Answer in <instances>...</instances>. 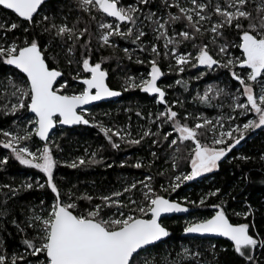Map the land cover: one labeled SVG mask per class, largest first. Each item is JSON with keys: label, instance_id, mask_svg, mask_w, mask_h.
I'll return each mask as SVG.
<instances>
[{"label": "snow or ice", "instance_id": "1", "mask_svg": "<svg viewBox=\"0 0 264 264\" xmlns=\"http://www.w3.org/2000/svg\"><path fill=\"white\" fill-rule=\"evenodd\" d=\"M0 8L19 21L0 20V116L14 118L8 128L0 127V149L7 150L0 156V173L14 160L42 174L18 186L0 182V264H216L213 237L231 243L237 264H264V234L256 230L251 205L245 212H234L246 222L234 223L223 201L210 206V216L194 217L183 227L184 234L209 240L205 251L213 261L201 259L202 245L195 251L183 247L175 256L154 251L170 236L162 217L203 208L220 189L198 202L178 201L170 194L219 170L250 133L264 131V0H0ZM108 50L110 55L101 54ZM113 60L120 69L123 60L147 65L149 70L139 77L125 73L122 88L139 89L162 106L147 116L135 113L154 125V131L149 127L133 136L130 124L120 128L89 119L85 106L122 94L108 83L104 65ZM165 60L177 75L196 69L198 81L212 72H226L237 83L235 91L208 85L193 100L222 110L223 97L230 111L210 119L189 112L183 100L169 101L168 89L180 85L187 91L189 81L161 84ZM58 125L96 127L117 150L149 139L153 159L147 167L166 153L164 162L171 170L167 185L157 191L148 174L95 195L80 192L76 185L62 190L55 174L60 166L57 153L63 148L50 135ZM99 154V149H85L83 156L64 166L78 169L102 163L96 158ZM250 159L233 155L228 162ZM126 166L146 165L137 158L134 164H120ZM33 189L49 191L51 200L41 199L19 213L9 207L22 191ZM9 224L19 236V246L11 252L4 237Z\"/></svg>", "mask_w": 264, "mask_h": 264}, {"label": "trees", "instance_id": "2", "mask_svg": "<svg viewBox=\"0 0 264 264\" xmlns=\"http://www.w3.org/2000/svg\"><path fill=\"white\" fill-rule=\"evenodd\" d=\"M6 19L19 22L18 18L10 10L0 8V20ZM101 54L108 56L111 53L108 50ZM99 55L94 57V59H99ZM141 58L143 59L144 57L141 56ZM122 63L124 65L123 69L116 67L115 60L104 65L109 70V86L112 89L120 90L122 92L121 96L117 99L90 107L89 113L91 115L89 119L95 117V122H103L106 126L116 125L120 128L130 124L133 136L141 129L146 130L149 127L154 131V125H151L147 119H139L135 113L141 111L147 116L149 112L161 110L162 106L157 104L151 95L143 93L139 89L124 91L122 88L125 73L139 77L141 73H146L149 69L146 64L140 65L128 62L127 60H123ZM161 67L162 71L166 73L160 81L161 84H174L176 79L189 81L187 91L180 85H175L173 88L168 89L167 99L169 101L175 99L183 100L189 112H196L198 115L202 114L208 118H215L221 113L226 115L230 111L227 107L229 100L223 97H221V101L225 107L222 110L220 108H207L193 100L197 91L202 94L208 85H218L220 88L227 86L231 91H235L237 83L230 81V77L223 70L209 73L204 79L198 81L195 79L196 69L177 75L175 72H170L167 60L163 61ZM2 95L3 91L0 90V96ZM11 119L14 118L0 116V127L8 128ZM240 119L244 118L241 117ZM165 128L166 130H171L168 126H165ZM52 137L63 148V152L57 153L60 166L57 168L55 174L56 180L62 190L76 185L80 192L88 191L95 195L99 192H108L114 188L120 189L125 181L142 179L148 174L154 177L153 187L157 191H159L160 185H167L171 170L169 164L164 162L166 153L161 152V160L156 161L155 165L151 168L147 167L153 159L150 155L149 145L151 141L149 139H146L140 146L122 144L120 149H112L96 127L85 125H78L72 128L58 127ZM85 149H88L89 152L99 149L100 154L96 158L102 160V163L78 169L64 166L65 162H70L71 159L77 156H83ZM6 153L7 150L0 149V156ZM233 155H247L252 157V159L247 162L233 161L229 163L228 160H231ZM261 155H264V131L257 129L255 132L250 133L249 137L245 141H242L241 145L234 149L233 153L229 154L226 160L221 162L219 170L207 173L196 180L186 182L175 193H171L172 199L183 201L187 198L188 200L198 202L206 193L220 189L218 196L207 200V206L194 210L191 213L164 218L163 223L169 229L170 236L159 243L154 251L163 255L171 252L172 256H175V253L182 251L183 247H188L195 251L197 250V245H202L198 249L204 253L201 259L213 261L212 254L205 251L209 240L200 237H184L183 227L185 221L190 218L213 214L214 210L210 206L212 204H219L221 201L226 203L227 213L234 223L246 222L242 217L235 216L234 212H245L248 210L247 205H251L256 230L264 234V161L260 160ZM137 158L144 162L146 165L144 168L120 167L122 162L134 164L137 162ZM107 164H112L113 167L108 168L106 167ZM181 167L185 168V165L182 163ZM158 171H164L165 176H158ZM244 174L248 175L247 180L242 179ZM30 177L40 178L42 174H39L36 170L21 166L14 160H10L6 171L0 173V182H12L14 186H18ZM137 196H139V193H137ZM51 198V193L46 190L33 189L22 191L17 198L9 201V207L19 213L22 208L27 210L31 205H38L41 199L51 200ZM83 203L81 202V206H83ZM252 219L253 217H249V221ZM7 227L8 233H11V235H8V233L4 234L5 245L8 247L9 252H11L15 247L19 246V236L15 233L11 224L7 225ZM211 243L217 245L219 259L216 264H237L238 258L233 252L229 241L211 239ZM220 249H227V251H219Z\"/></svg>", "mask_w": 264, "mask_h": 264}, {"label": "water", "instance_id": "3", "mask_svg": "<svg viewBox=\"0 0 264 264\" xmlns=\"http://www.w3.org/2000/svg\"><path fill=\"white\" fill-rule=\"evenodd\" d=\"M113 90H115V89H113ZM116 91H120V90H116ZM119 97H120V96H118V97H112V98H107V99H105V100L98 101V102H93V104H91V105H87V106H85V107H86V109H89L90 107H92V106H94V105H97V104L102 103V102L111 101V100L117 99V98H119ZM75 126H78V125H75ZM75 126H59V125H58L57 128H58V127H68V128H72V127H75ZM57 128H56V129H57ZM56 129H54L53 132H52L50 135H53V133L55 132ZM183 214H185V213H177V214L166 215V216L162 217V220H163L164 218H166V217H170V216H173V215H183ZM183 236H184V237H200L198 234H184V233H183ZM200 238H205V237H200ZM166 239H167V238H165V240H166ZM212 239H224V240H226V238H221V237H213Z\"/></svg>", "mask_w": 264, "mask_h": 264}, {"label": "rangeland", "instance_id": "4", "mask_svg": "<svg viewBox=\"0 0 264 264\" xmlns=\"http://www.w3.org/2000/svg\"><path fill=\"white\" fill-rule=\"evenodd\" d=\"M203 91H204V90H203ZM241 99H243V98H241ZM87 110L89 111V109H87ZM210 119H212V118H210ZM121 128H125V127L122 126ZM73 159H75V158H73ZM190 219H192V218H190ZM190 219H189V220H190Z\"/></svg>", "mask_w": 264, "mask_h": 264}]
</instances>
